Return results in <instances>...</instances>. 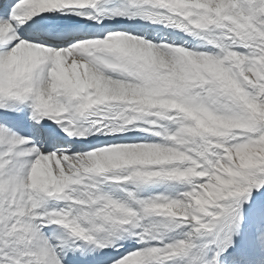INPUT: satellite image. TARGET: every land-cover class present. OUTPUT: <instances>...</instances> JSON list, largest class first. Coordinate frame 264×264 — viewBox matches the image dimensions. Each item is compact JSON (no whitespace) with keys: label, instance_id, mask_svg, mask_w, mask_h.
<instances>
[{"label":"snow or ice","instance_id":"obj_1","mask_svg":"<svg viewBox=\"0 0 264 264\" xmlns=\"http://www.w3.org/2000/svg\"><path fill=\"white\" fill-rule=\"evenodd\" d=\"M0 264H264V0H0Z\"/></svg>","mask_w":264,"mask_h":264}]
</instances>
